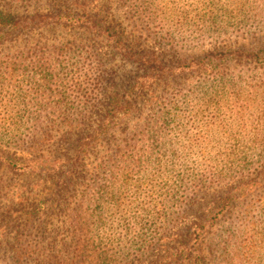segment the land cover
Returning <instances> with one entry per match:
<instances>
[{"label": "rangeland", "instance_id": "rangeland-1", "mask_svg": "<svg viewBox=\"0 0 264 264\" xmlns=\"http://www.w3.org/2000/svg\"><path fill=\"white\" fill-rule=\"evenodd\" d=\"M116 1L107 21L134 57L117 51L115 39L61 25H37L0 47V155L26 168L0 161V264L83 261L21 256L18 210L36 212L56 191L36 163L46 149L31 142L53 114L71 115L75 127L76 114L109 116L108 96L128 111L135 93L119 139L86 162L107 173L78 186L94 210L83 219L97 247L87 264H164L157 259L170 248H147L176 229L182 235L166 242L175 249L191 245L193 232L207 234L206 249L232 234L233 264H264V0ZM81 139L63 149L64 162ZM101 186L107 193L99 198ZM232 195L242 196L229 209Z\"/></svg>", "mask_w": 264, "mask_h": 264}, {"label": "trees", "instance_id": "trees-1", "mask_svg": "<svg viewBox=\"0 0 264 264\" xmlns=\"http://www.w3.org/2000/svg\"><path fill=\"white\" fill-rule=\"evenodd\" d=\"M117 3L116 0H0V47L14 44L19 36L25 32H31L37 25H61L72 30H90L98 37L96 41L115 39L113 45L117 51L124 53L123 56L134 57L129 47L122 44L121 40H125L126 36L122 37L120 30L112 34V25L107 21L110 15L112 18ZM155 60L159 63L156 57ZM102 73L99 76L101 81L98 86L105 93V89L109 88L103 82L106 80L107 72ZM150 85L145 82L144 88ZM137 97L136 93L131 97L130 105L126 107L128 111L124 112L120 110L122 102L117 96L103 98L104 103L106 101L108 106L114 107L111 114L102 116L101 113L91 111L89 114L88 112L76 114L78 119L75 127L69 124L71 115L53 114L42 137L31 142L30 147L34 149H46V155L36 163H39L38 168L46 175L42 182L54 185L56 191L47 202H40L41 205L36 212L18 210L19 214L14 220L19 223L14 225V228L18 235L16 243L19 244L21 256L31 257L42 253L54 260L62 257L77 260L82 256L83 261L79 264H87V259L97 253L92 234L85 229L83 223L85 214L90 212L88 215L91 216L94 210L87 209V195L78 194V186L89 177L95 179L107 173L102 169V163L95 162L96 168L92 165L87 166L86 162L92 159L99 160V148L109 145L112 137L119 139L120 126L132 116ZM94 105L98 106L96 103L89 104L90 107ZM57 120L62 123L61 126L58 124L60 128L54 125ZM80 137L82 139L76 147L69 148L73 157L64 162L60 158L63 149L68 148L71 142ZM0 161L6 164L7 170H13L12 168H16V165H21L18 170L26 169L22 166L23 163L17 164L18 160H10V157L6 155H0ZM101 190L102 192H98L99 198L107 193L104 186H101ZM35 195L38 194H33ZM30 196H22L20 200L22 207L31 200ZM241 196L232 195L230 200L232 204H229V209H233L238 204ZM47 219L51 220L47 222ZM180 235L182 234L177 229L168 238L160 235L159 241H163V244L156 248L149 247L147 252L153 250L163 252V249L170 248L171 253L168 256L160 254L159 260L157 259V261L162 260L164 264H233L228 255V241H232V234L228 236L219 234L217 241L209 249L203 247L208 237L204 232L190 233L188 239L191 245H185L183 248L175 249L173 247L175 245L166 243L170 238L172 241H177ZM234 255L232 254V257Z\"/></svg>", "mask_w": 264, "mask_h": 264}]
</instances>
